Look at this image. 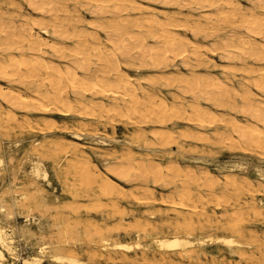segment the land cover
<instances>
[{"label": "bare ground", "instance_id": "bare-ground-1", "mask_svg": "<svg viewBox=\"0 0 264 264\" xmlns=\"http://www.w3.org/2000/svg\"><path fill=\"white\" fill-rule=\"evenodd\" d=\"M2 1L0 0V11L3 5L1 3L5 0ZM142 1L143 4L135 5L131 0H24L35 16L28 17V21L24 19L23 24L18 21L15 24L4 22L0 12V104H4L11 115H48L41 130L47 132L56 128V122L52 120L54 115L60 118L85 119L90 112L96 113L97 119L93 121L95 124L80 122L75 131L62 127L63 133L68 134L73 141L92 143L103 150L108 147L112 149L113 145L125 147L126 150L111 151V154H108L109 150L108 153H93L96 165L92 169L87 166L88 160L78 159L80 166L75 167L74 172L82 181L97 184L96 189L101 195L110 196L115 193L129 198L139 191L153 196L144 187L146 183L152 182L162 186L168 193L160 204L189 209L191 214H197L200 218L198 213L201 209L189 207L191 203L203 204L207 202L208 196L215 195L219 200L217 205L220 206L229 192L234 195H254L253 180L244 176L248 169L244 163L229 161L221 164L215 162L218 175L206 168L191 171L190 168L183 169L177 165L168 150L176 145L177 138L186 139L188 135L198 137L191 131L192 128L198 133L206 132L218 138L219 145L226 142L228 147L238 149L244 144L245 148L253 147L264 152V104L259 102V98H264V0H240L246 4L244 7L238 0H191L200 9H209L198 19L207 22V26H200L197 22L189 25L185 19L186 24H182L176 17L161 15L160 11L157 17L150 18L149 15L148 18L129 19L131 17L127 12H148L145 4L155 0ZM164 1L168 3L170 0ZM164 1H161L162 4ZM78 12H84L90 17L86 27H80L76 22L78 20L74 16ZM222 25L229 26L230 30L217 34L222 30ZM187 31H190L192 37L200 36L206 40L207 46L200 47L197 42L177 36V33L184 34ZM243 32H246V36L242 35ZM215 61L225 62L227 66L220 67ZM148 66L158 71H168L172 67L174 73L146 75L143 71ZM177 67L186 72H179ZM196 67L214 70L219 75L215 77L214 74L208 76L206 73H191ZM159 88L166 89V94L157 98L155 94H160ZM250 88L259 95L254 98L251 92L248 93ZM173 91L182 96L186 94L189 99L180 98ZM235 101L240 103L242 111L239 113L244 120L227 117L222 113L227 109L236 112L239 107ZM202 103L224 109L211 112ZM14 117L8 118L15 120ZM119 120L125 121L122 131L132 132L134 139H125L121 144L114 137ZM245 120L255 122L256 125L247 126ZM185 122L189 130H185ZM215 123L221 126L220 129L215 128ZM182 124L184 128L181 127ZM154 126L157 130L145 133L144 130H150ZM108 130H111L112 137L104 135ZM132 148L142 151V154L133 156ZM52 150L57 151L55 148ZM180 156L183 160L186 159L182 153ZM159 157L165 158V161L155 162L153 158ZM191 159L204 163L202 159ZM26 161L29 163L27 173L34 188L38 181L49 185L48 174L41 160L29 154ZM3 162L0 156V167ZM222 173H227V176L220 179L219 175ZM241 173L242 179H237V175ZM251 175L263 185L264 162L259 161L254 165ZM120 185L129 187V190H123ZM171 194L177 197V203L171 202ZM260 206L259 209L264 211L262 203ZM2 207L0 264H6L7 257L14 261L18 256L14 246V230H8L4 224ZM241 209L247 210V214L249 210L254 215L262 214L253 205H246ZM150 219L153 217L150 216ZM184 219L182 217V221ZM190 224L191 228L189 225L183 227V234L174 231L168 236L158 237L152 232L135 233L132 245L110 244L107 238L101 236L98 244L103 252L146 250L149 245H142L140 242L141 236H144L157 251L190 256L194 251L189 249L195 245V241H191L189 231L192 223ZM202 227L204 225L198 221L197 228ZM229 230L239 234L233 225H229ZM20 232L23 234L25 231ZM251 235L249 237H255ZM31 237L26 234V239ZM196 242L198 245L220 244L230 253L232 247L237 245L232 238L218 235L198 237ZM52 245L55 244L33 241L30 249L34 253L21 258V264H42L44 260L52 264H84L73 257L55 253L54 248L64 249V245H67L65 242L57 244V247Z\"/></svg>", "mask_w": 264, "mask_h": 264}, {"label": "rangeland", "instance_id": "rangeland-1", "mask_svg": "<svg viewBox=\"0 0 264 264\" xmlns=\"http://www.w3.org/2000/svg\"><path fill=\"white\" fill-rule=\"evenodd\" d=\"M23 1L24 0H5L1 3L3 5L0 12L2 13L1 15L4 18V22H13V24H15V22L18 21L19 24H23L25 20L28 21V17L35 16ZM131 1L135 5L143 4L142 0ZM161 1L162 0H155L145 4L144 7L149 10L148 12L137 13L132 11L131 13L127 12V15L131 17L129 19H133L135 17L148 18L147 16L149 15V17L152 18L153 16L157 17L160 14H164L173 18L176 17L175 19L178 22L182 21V24H186L185 21L188 20L187 23L189 25H191V22H197L200 26L203 24L206 26L208 25L207 22L204 23V21L198 20L200 16L202 17L208 12V8L200 9V7L195 6L191 0H186L188 3L183 0H176V2L170 0L167 3L163 0V4ZM190 1L191 3H189ZM238 2L243 7L246 5L240 0H238ZM10 5L12 6L10 7ZM184 12L189 15H186ZM4 13L7 15L10 13V15H3ZM11 13L14 18H12ZM124 14H126V12ZM74 15L75 14L72 16ZM74 18L73 20L78 22L80 27H86L87 23L90 21V17L84 12H78ZM80 21H82L81 24H79ZM221 27L222 30L218 31L217 34H222L230 30L229 26L222 25ZM35 33L38 32L35 30ZM178 35L180 38L183 37L181 39L186 38L192 42H197L200 47H206L208 44L207 41L203 40L200 36L192 37L190 31L184 34L179 32L177 33V36ZM242 35L246 36V32H243ZM208 59L210 60V57ZM211 60L213 59L211 58ZM215 62L220 67L227 66L225 62ZM246 62L249 61L247 60ZM151 68L152 67L148 66L143 72L151 76L155 74V76H161L168 72L174 73L172 67H169L167 69L168 71H158ZM177 69H179V72H186L181 67H177ZM193 69L191 73H206L208 76H213L211 74H214L215 77L219 75L218 72L205 69L204 67H196ZM158 91L160 94L157 92L155 94L157 98L166 94V89L159 88ZM253 92L254 89L252 88L248 90V93L254 96V98L259 95L258 92ZM172 93L180 96V98L185 97L189 99V96L186 94L182 96L174 91ZM30 98L33 97L30 96ZM259 100V102L264 104V98H259ZM202 104L204 107L206 106L207 109L209 108L211 112H216V109L217 111L224 109L219 107L215 108L206 103ZM235 104H238V107L240 106L239 102L235 101ZM225 108L227 107L225 106ZM0 109V113H2L0 114V156H2L4 161L3 166L0 167V207L3 206V222L7 226V229L14 230V246L18 256V259L14 261L10 257H7L6 264H21V258L32 255L34 252L31 251L30 245L33 241L55 244L54 246L65 242L67 245H64V249L58 250L54 248L56 250L55 253L66 257H73L84 264H264L261 262H264V211L259 209L261 208V203L264 207V184L260 185L254 176L251 175L252 167L258 164L259 161L264 162L263 151L253 147L252 149L248 147L245 148L246 145L244 146V144L238 149L235 147L231 148V146L228 147L225 141V146L223 143L219 145L218 143L220 142L218 138L212 137L206 134V132L198 133L192 128L191 131L195 132L194 134L198 135V137H191L188 135L186 139L177 138L176 145L170 147L168 153L172 156V159L177 162V165L182 166L183 169L190 168L189 170L195 171L197 169L206 168L209 169L212 174L218 175L216 167L214 166L216 165L215 162L221 164L223 162L237 161L246 165L248 172L244 176L253 180V196L244 193L234 195L229 192L225 202L220 206L217 205L219 200L215 195L208 196L206 203H191L189 207L196 206L199 210L201 209L199 211L200 213H198L201 215L199 218L197 214H191L189 209H178L170 207L169 204H160L161 199H166L168 193L164 191L162 186L152 182L146 183L144 187L149 193H152L153 196H149L147 193L143 194V192L139 191L135 193L132 198H129L115 193L110 196L101 195L96 189L97 184L95 185L91 181H82L78 174L74 172L75 167L80 166L78 159L88 160L89 165L87 164V166L92 169V167L96 165L93 153H108L109 150L110 152L108 154H111V151H119L120 149L123 151L126 150L125 147H119L117 145L111 146L113 150L110 147L104 148L103 150L92 143L73 141L68 134L63 133L64 127H69L70 131H75V128L79 126L80 122L95 124L93 121L97 119L95 116L97 115L96 113L90 112V115L88 114L85 119L77 117L60 118L54 115L52 120L56 122V128L51 130V132H47L41 131L44 128V121H47V118H49L46 114L16 113L11 115L8 111L9 109L4 104H0ZM241 111L242 108L239 107L236 112L229 109L221 112L225 113L227 117L244 120L245 118L240 114ZM10 116H15V120L8 118ZM23 117L26 119H22ZM17 121H19V125ZM246 122L248 124L247 126L256 125V123L252 121L247 120ZM124 123L125 121L119 120L116 128L117 133L114 135L121 144L125 139L135 138L133 135L131 136L132 132L127 133L122 131ZM177 124L178 123H176V125ZM215 124V128L220 129L221 126L218 123ZM184 125L186 126L185 130H187L189 126L186 122ZM184 125L182 124L181 127L184 128ZM28 126L31 127V129ZM154 130H157L156 126L153 128L151 127L150 130L144 131L148 134V132ZM104 135L108 137L113 136L111 130H108ZM75 143H77V145ZM52 148L57 149V151H53ZM131 150L135 157L142 154V151L136 150L135 148ZM181 153L186 158L185 160L181 158ZM29 154H31L33 158H39L41 160L48 174L49 185L43 181H38L35 184V188L34 185H32L27 173L29 170V163L26 161V156ZM261 156L263 158H261ZM191 158L202 159L204 163H197V160L194 161ZM153 159L158 163L165 161L163 157ZM226 174L227 173L220 174L219 178L223 179L227 176ZM242 177L243 174L241 173L238 174L236 178L242 179ZM120 186L123 190H129V187ZM2 194H4V196ZM203 195H205L204 192ZM169 196L171 202H178L174 194ZM97 201L100 203H97ZM246 205L255 206L262 214L254 215L250 210L247 214V210L241 209ZM44 206H46V208ZM202 212H204L203 215L201 214ZM150 216H152L153 219H150ZM182 217L185 218L184 221H182ZM198 221L204 225L201 229L197 228ZM182 223L187 224L183 225ZM190 223H192V229L189 231L192 235L191 241H195V245L189 249V251H194L193 255L190 256H183L182 254L172 255L157 251L144 236H141L140 242L142 245H149L146 250H134L131 252L108 250L103 252L98 244V240L101 236L107 238L110 244L132 245L135 241V233L152 232L158 237L168 236L174 231L183 234L185 232L183 227L190 226ZM229 225L230 227L233 225V227L237 228L239 234L231 232L229 230ZM39 228L41 230H39ZM96 228H98V230ZM248 229L249 231H247ZM21 230L25 232L21 234ZM79 232L81 233L79 234ZM249 232H251V236L254 235L256 238L249 237ZM26 234L32 237L26 239ZM213 235L232 238L237 245L232 247V252L230 253L226 247L220 244L210 245V243H204L198 245L196 242L198 237L206 238ZM54 246L52 245V247ZM255 247L260 248L258 249ZM261 251L262 253L260 254L259 252ZM260 258H262V260H259ZM237 261L238 263H236ZM42 264L52 263L44 260Z\"/></svg>", "mask_w": 264, "mask_h": 264}]
</instances>
